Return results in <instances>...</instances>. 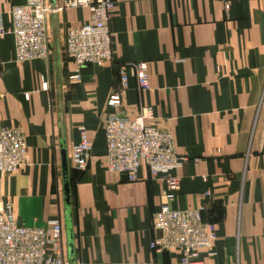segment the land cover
Here are the masks:
<instances>
[{
  "label": "crops",
  "instance_id": "0c3cea01",
  "mask_svg": "<svg viewBox=\"0 0 264 264\" xmlns=\"http://www.w3.org/2000/svg\"><path fill=\"white\" fill-rule=\"evenodd\" d=\"M24 1L0 0L6 28L11 7ZM112 1L113 54L102 65L76 71L64 50L66 31L88 21L87 7L48 14L47 59L17 61L13 35L0 36V125L23 131L28 155L17 171L0 174V199L19 224L60 219L74 264H179L178 251L149 247L165 183L145 166L128 181L106 165V116L133 117L150 106L148 122L170 132L186 158L171 172L179 189L169 204H203V218L216 224L213 253L202 251V264H264V0H229L228 10L221 0ZM137 62L147 63L149 89L139 91L130 77L121 106H108L118 65ZM80 125L91 142L84 170L70 157Z\"/></svg>",
  "mask_w": 264,
  "mask_h": 264
},
{
  "label": "built area",
  "instance_id": "2783aa9c",
  "mask_svg": "<svg viewBox=\"0 0 264 264\" xmlns=\"http://www.w3.org/2000/svg\"><path fill=\"white\" fill-rule=\"evenodd\" d=\"M221 1L228 10L230 1ZM77 7H87L89 19L66 31L65 53L75 63L76 71L85 65H102L113 54L110 31V18L114 11L112 0H61L58 4L47 0H25L23 4L11 7L9 28L5 27L3 13L0 12V36L6 33L13 35L17 61L47 59L50 54L46 27L48 14ZM147 69L146 62L119 64V88L109 94L107 105L121 106V90L128 88L130 77L135 78L139 91L148 90ZM46 84L42 81V88H46ZM24 97L28 99V93ZM153 117L150 106L142 107L133 117L118 112L106 116L103 124L106 165L128 181H135L139 168L145 166L150 176L165 183L161 193L163 201L152 215V228L156 234L149 247L155 251H178L179 264H202L200 253H213L216 224L203 218V204L182 209L169 204L179 189V180L171 172L183 167L186 158L176 154L170 132L148 122ZM78 134L70 157L75 169L84 170L89 163L91 142L83 125L78 127ZM27 163L23 131L17 126L0 125V174L15 172ZM62 236L60 219H50L44 226L19 224L10 204L0 199V264H71L66 258Z\"/></svg>",
  "mask_w": 264,
  "mask_h": 264
},
{
  "label": "water",
  "instance_id": "95a60500",
  "mask_svg": "<svg viewBox=\"0 0 264 264\" xmlns=\"http://www.w3.org/2000/svg\"><path fill=\"white\" fill-rule=\"evenodd\" d=\"M62 177H63V188L65 193L66 202L69 203V180H68V164L66 159L65 150L62 151ZM66 232L69 237L68 241V254L69 256L73 253V245H72V237H71V224H70V215L69 212L66 210ZM68 261L73 264L71 257Z\"/></svg>",
  "mask_w": 264,
  "mask_h": 264
}]
</instances>
